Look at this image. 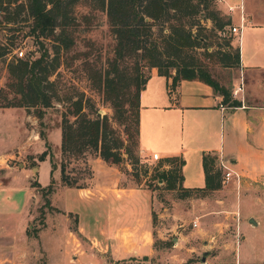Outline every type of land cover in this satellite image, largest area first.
Listing matches in <instances>:
<instances>
[{
  "label": "rangeland",
  "instance_id": "obj_1",
  "mask_svg": "<svg viewBox=\"0 0 264 264\" xmlns=\"http://www.w3.org/2000/svg\"><path fill=\"white\" fill-rule=\"evenodd\" d=\"M10 1L8 7L14 20L6 22L4 13L0 12V108L13 96L6 88V66L18 58L19 50H22L21 59H33L45 53L47 60L58 59V65L49 77L55 82L52 104L41 108L39 118L36 117L37 107H21L32 119L23 120V128L20 129L16 114L0 116V151L11 154L4 161L13 169L10 172L0 170V181L11 182L7 192H2L0 188V244H10L15 250L14 254L7 256L9 261L1 264H264V260L254 254L263 247L260 234H245L247 238L243 239L244 243L238 252L240 232L224 225L227 218L222 217V204L217 209L219 212H214L218 214L214 224L209 221L210 228L202 225L203 232L191 233L194 214L198 213L191 198L202 196V193L184 192L176 182L173 188L168 189L165 183L157 180L155 172L162 166V161L139 155L133 140L126 138L122 127L112 119L109 106L92 89L83 69V58L88 54L90 63H95L97 68L102 67L105 59L111 57L114 44L101 0H74L66 7V16L58 18L54 29V33H57L61 29L60 25H63L64 39L71 41L68 46L64 45L65 48L52 38H35L29 34L31 19L20 7L25 0ZM67 1L71 0H64ZM217 1L212 0L215 7ZM197 19L198 22L191 28L192 32L206 35L207 42L211 43L207 51L220 50L215 42L221 43L223 34L214 31L210 35L211 22L204 19L202 12L197 13ZM225 29V37H231L230 44L234 47L235 36L229 33L228 26ZM162 33H167L165 25ZM202 51V47H196L189 53L207 63L212 76L227 86L231 93L238 68H223L206 59ZM261 84L264 90V82ZM79 96H82L83 110L89 117L96 114L108 117L123 145L131 149L129 156L122 148L120 162L106 164L99 157L91 158L87 154H61L60 121L64 114L71 117L67 114L71 109L70 103ZM31 133L36 137L29 136ZM43 150L47 154L38 160ZM32 156L35 161L31 160ZM23 161L26 162L25 167H22ZM35 165L36 170L32 172L39 185L46 186L51 179L53 188L46 195L47 204H44L42 191L35 188L38 193L23 208L20 207L21 192L14 191L26 183L27 175L24 174H30L29 167ZM61 165L65 166L71 177H76L77 183L82 185L80 189L68 187L71 189L64 190L67 187L60 181ZM215 169L218 168L213 165ZM218 181L220 190L224 185L221 175ZM134 189V193L138 194L136 202L140 204L139 208H144L148 216H136L135 223L122 231V241H119V233L113 236L104 231L109 228L111 220H124L125 224H132L128 215L115 216L111 210L126 209ZM77 197H85L87 204L80 205ZM113 199H117L120 205ZM67 202L68 209H64L62 205ZM149 202L148 208L143 206ZM238 203L244 210L248 207L243 198L237 200ZM202 204L201 211L204 212L207 206L206 203ZM25 208L30 217L20 228ZM75 210H80V215ZM80 223L82 230L78 232ZM147 224L151 226V236L147 233L145 237L142 230ZM206 224L208 226L209 223ZM158 229L163 239L157 236ZM138 235H141L140 239L136 240ZM144 241L150 242L149 252L142 246ZM19 252L22 259L13 260V256ZM0 253L4 254L3 251ZM143 254H146L145 259Z\"/></svg>",
  "mask_w": 264,
  "mask_h": 264
},
{
  "label": "trees",
  "instance_id": "obj_2",
  "mask_svg": "<svg viewBox=\"0 0 264 264\" xmlns=\"http://www.w3.org/2000/svg\"><path fill=\"white\" fill-rule=\"evenodd\" d=\"M73 1L25 0L20 7L31 19L28 33L35 38H52L63 48L66 44L68 46L71 41L64 39L63 25H60L61 29L57 33H54V29L58 18L66 16L65 9ZM10 4V0H0V12L4 13L6 22L14 20L8 7ZM101 4L114 39L112 55L105 59L102 67L97 68L95 63L88 61V54H85L83 69L92 89L111 109L112 119L135 145L138 136L139 92L150 77L152 68L157 75L170 79L168 91L174 89L180 80L197 79L210 86L222 102L232 106L238 104L231 99L227 86L212 76L208 64L189 53L191 49L202 47V55L211 62L230 69L238 65V47H232L231 37H225V28L231 25L230 18L217 9L212 0H101ZM198 12H202L204 19L211 22L210 35L214 31L223 34L222 42H215L220 50L207 51L211 43L207 42L206 35L192 32L191 28L198 22ZM163 25L167 29L164 34ZM153 26L156 30H153ZM57 61L56 58L47 60L45 53H41L33 59L16 58L9 62L6 66V88L13 96L3 107H37L36 117L39 118L41 108L51 106L54 98L55 82L49 77L57 68ZM70 107L67 114L71 117L64 114L59 126L61 154H87L88 157H99L109 164L120 162L122 148L127 156L130 155L131 149L123 145L105 114L89 117L83 110L82 96L71 101ZM46 154L43 150L38 160ZM166 161L171 163V169L158 168L155 178L171 189L179 178L181 161L175 157ZM213 165V156H202L203 190L220 186V171L213 170ZM51 170L52 165L50 176ZM59 172L64 186L82 187L76 177L69 175L64 165L60 166ZM31 186L42 191L44 204H47L46 195L53 188L51 179L46 186L40 187L36 181Z\"/></svg>",
  "mask_w": 264,
  "mask_h": 264
},
{
  "label": "crops",
  "instance_id": "obj_3",
  "mask_svg": "<svg viewBox=\"0 0 264 264\" xmlns=\"http://www.w3.org/2000/svg\"><path fill=\"white\" fill-rule=\"evenodd\" d=\"M217 2V8L226 14L231 24L235 26L240 24L237 6L240 5L242 8L241 33L238 39L235 37V45L238 47L236 68L239 73L232 82L233 88L241 84V90L235 96L231 95V99L237 101L238 104L232 106L222 102L210 86L197 79L180 80L174 89L168 91L170 79L157 75L156 70L152 68L150 77L139 92L136 147L139 155L146 158L156 153L162 161L160 168L164 170L172 167L171 163L166 161L169 158L175 157L180 160L179 178L176 183L184 192L202 193V196L191 198L194 209L198 211L196 215L194 214L195 224L191 231L192 234L203 232L204 226L202 225L210 228V222L214 224L215 218H218V214L215 215V213L219 212L217 209L219 204H222V217L227 218L224 225L240 232L238 252L247 236L257 233L260 234L263 247L254 254L257 258L264 260V90L261 84L264 82V0H218ZM229 5L234 6L231 12L227 10ZM219 105L223 109H220ZM11 114L17 115V124L20 129L23 128V120L30 118V115H27L21 107L0 108V116L5 117ZM29 136L36 137L33 133ZM203 155L214 157V165L220 171L221 180L223 173L221 165L235 172L238 178L235 179L232 176L226 182L222 180L224 185L220 190L218 188L203 190ZM10 156L9 152L0 151L2 161ZM31 160L35 161L33 156ZM25 163L22 162V167L26 166ZM33 169L36 170V165L29 167L30 174H24L27 175L26 183L14 191L21 192L20 207L23 208L28 206L31 197L38 193L35 187L31 186V181L37 182L36 175L32 172ZM0 170L10 172L13 169L5 161L3 163L0 161ZM9 183L11 186L10 181H0L2 192L5 193L10 189ZM69 189L71 188L67 187L64 190ZM220 193L221 196H218ZM137 196L138 194L135 193L131 196L126 209L111 210L115 216L128 215L132 219V224L127 225L124 220H111L105 233H112L115 236L119 233L117 240L122 241V231L135 223L136 216H148L144 208L143 210L139 208L140 204L136 202ZM4 197L8 198V195ZM241 198L248 205L245 210L239 203L237 204V200ZM77 199L80 200L82 206L88 202L85 197H77ZM113 200L120 205L117 199ZM202 203H206L207 206L204 212L201 211V207L204 206ZM67 205H69L68 202L62 206L68 209ZM80 205L78 209L81 208ZM149 205L150 202L143 206L148 208ZM75 212L80 215V210H75ZM29 214L25 208L20 228L23 227L24 222L28 221ZM206 223H209L208 226ZM150 229L151 226L145 225L142 230L143 236L146 237L147 233L150 235ZM80 230H82L81 223L78 226V232ZM156 231L157 236L163 239L161 230ZM139 236L141 235L136 236V240L140 239ZM6 239L10 238L6 237ZM142 246L149 252L150 242L144 241ZM1 251L4 254L0 253V264L9 259L7 256L15 253L10 244H0ZM143 256L145 257L146 254ZM13 257V260L22 259V254L19 252Z\"/></svg>",
  "mask_w": 264,
  "mask_h": 264
},
{
  "label": "built area",
  "instance_id": "obj_4",
  "mask_svg": "<svg viewBox=\"0 0 264 264\" xmlns=\"http://www.w3.org/2000/svg\"><path fill=\"white\" fill-rule=\"evenodd\" d=\"M237 8L239 10V22H240V24L237 25V26L231 24L230 26H228V29H229V33L233 34L238 39L239 36H240V33H241L243 17H242V8H241V6L239 5V6H237ZM233 9H234V6H231V5L227 6V10L229 12H231ZM14 52H16V51H14ZM17 56H18V58L22 57V50H19L17 52ZM240 90H241V84H239L237 87H234L232 89L231 95L235 96L236 93L239 92ZM219 106H220V109H223V107L221 105H219ZM150 159L155 161V160H159V157L157 156L156 153H152L150 155ZM221 168L223 170L222 180L224 182L228 181L232 176H234L235 179L238 178V175L235 172H233L232 170H230L228 167H226L224 165H221ZM159 181L162 182L161 180H159ZM194 224L195 223L193 222V225Z\"/></svg>",
  "mask_w": 264,
  "mask_h": 264
},
{
  "label": "water",
  "instance_id": "obj_5",
  "mask_svg": "<svg viewBox=\"0 0 264 264\" xmlns=\"http://www.w3.org/2000/svg\"><path fill=\"white\" fill-rule=\"evenodd\" d=\"M252 222V221H251ZM252 223H254V222H252Z\"/></svg>",
  "mask_w": 264,
  "mask_h": 264
}]
</instances>
